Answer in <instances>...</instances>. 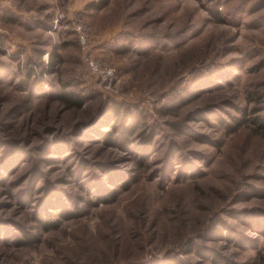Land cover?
Returning <instances> with one entry per match:
<instances>
[{
    "label": "rangeland",
    "instance_id": "rangeland-1",
    "mask_svg": "<svg viewBox=\"0 0 264 264\" xmlns=\"http://www.w3.org/2000/svg\"><path fill=\"white\" fill-rule=\"evenodd\" d=\"M263 3L0 0V264H264Z\"/></svg>",
    "mask_w": 264,
    "mask_h": 264
},
{
    "label": "built area",
    "instance_id": "built-area-1",
    "mask_svg": "<svg viewBox=\"0 0 264 264\" xmlns=\"http://www.w3.org/2000/svg\"><path fill=\"white\" fill-rule=\"evenodd\" d=\"M78 30L81 32V27L78 28ZM82 39H84L83 34L81 33ZM87 57V63L90 72L95 75L98 78H103L104 80L108 81L110 83L114 76V69L109 66H103L96 56H94L92 53H90ZM101 76V77H99Z\"/></svg>",
    "mask_w": 264,
    "mask_h": 264
},
{
    "label": "trees",
    "instance_id": "trees-1",
    "mask_svg": "<svg viewBox=\"0 0 264 264\" xmlns=\"http://www.w3.org/2000/svg\"><path fill=\"white\" fill-rule=\"evenodd\" d=\"M262 1V0H261ZM264 1V0H263ZM262 7H264V3L263 4H260L259 5V7L258 8H262ZM69 95L67 94V93H65V91H64V98L65 99H67V98H69L68 97ZM70 98H72V97H70ZM81 102H78V104H80ZM114 127V126H113ZM118 130V129H117ZM132 130H131V128H129L128 127V129H127V132H131ZM125 139H126V141L128 140V137L125 135ZM112 195H114V197H113V199H115V197H116V194H115V192H114V194H112ZM40 221L47 227L48 225H52V223H50L47 219H40ZM55 225H56V223H55ZM54 226V225H53ZM25 235H27V233H25Z\"/></svg>",
    "mask_w": 264,
    "mask_h": 264
}]
</instances>
